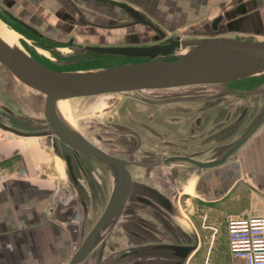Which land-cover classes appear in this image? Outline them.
Returning a JSON list of instances; mask_svg holds the SVG:
<instances>
[{
	"label": "rangeland",
	"instance_id": "1",
	"mask_svg": "<svg viewBox=\"0 0 264 264\" xmlns=\"http://www.w3.org/2000/svg\"><path fill=\"white\" fill-rule=\"evenodd\" d=\"M247 1H249L248 4L246 3L248 8L245 6L247 9L244 8L243 10L242 8L240 11L235 9V5L229 6L228 10H221L218 4L213 3H205L190 9L188 8L189 5H184L185 9L182 10L146 9L141 3H131V5L148 16L167 35H179L181 38L243 35L264 39L263 29L257 25L244 24L243 17L249 16L252 9L250 0H244V3ZM147 2L150 3V0H147ZM60 3L57 0V10L51 12L52 14H48L49 17L43 18L38 13L29 10L30 8L26 9L22 0H0V5L5 7V10L11 15L27 24L31 22L35 27L29 24L30 26L47 37L61 39L68 35H74L77 43L87 44L122 42V33L125 30L90 27L74 11H71L72 18L69 22H62L59 16H56L59 11L65 10ZM234 3L235 0L232 4ZM77 6L85 14H88L86 18L91 20L97 19L99 21L104 20L106 23H114L122 19L120 11L113 10L108 4L89 5L86 1H80ZM231 7H234L235 10H232ZM241 7H244V5H240ZM217 14H222L223 20L218 30H212L208 25ZM242 15L244 16L242 17ZM236 16L240 19L237 20ZM0 21L9 30L16 33L17 40L24 51L34 59H37L35 57L43 59L53 69L86 70L142 60L127 59L115 55L101 59L97 65L77 64V67H69L68 61L54 62L36 51L30 52L28 42L32 43V40L12 25H9L11 24L10 21L9 24L1 18ZM130 29L139 31L142 34L143 43H151V37L153 36L150 33L153 32L149 27L135 25ZM19 34L22 36L20 37ZM181 52H176L169 58H175ZM60 54L65 58H69L72 52L68 48H64L60 51ZM47 55L51 56L48 52ZM0 98L15 108L19 107L18 105H25L23 106L25 114H32L39 121L35 127L47 128L42 114L43 95L19 82L2 65H0ZM247 103L249 107L244 118L237 126H234L235 133L239 135L250 125L264 105V73L220 84H195L73 97L60 101L58 110L63 120L71 125L83 138L112 155L142 162H152L157 158L156 152L187 154L200 150L203 153L195 158L206 161L211 160V157H217L216 155H220L224 149L233 143L230 141L226 146L217 147L215 141H207V128L210 121L217 122L220 125L219 131L223 132L226 129L222 128L225 126V124H222V119L227 109L230 106L234 108L232 117L229 120L231 122ZM194 116H201L202 122L201 127L196 128L194 134H192L189 132V127H194L192 121ZM0 120L12 125L20 122L1 109ZM97 135L111 140L102 142L96 138ZM211 149L216 150V152L207 155V150ZM236 156L237 153L235 157L233 156L227 162L233 161ZM161 163L163 162L161 161ZM220 166L195 169L188 167L183 162H175L148 169L131 166L130 171L134 181L150 183L171 195L179 189L178 185L180 183L177 181V176L180 175L182 182L186 184L185 189L192 181L196 182L204 174L207 173V176H209V174L217 172ZM166 174L173 175L174 188L172 183L168 179L166 180ZM108 182L106 185L96 188L98 193L102 194V203L98 213L103 209V204L110 191ZM169 186L174 190L171 191L172 189ZM133 192H136V190H133ZM250 192L246 187H238L224 195L222 201L214 202L208 200L205 202L190 194L181 193L176 204L179 216L174 217V220H180L183 227H187L183 224L184 220H187L186 214H190L189 216H198L199 214L204 216L207 212L205 219L207 248L202 251L203 247H200L195 252L194 258L186 260L183 264H233L228 252L226 221L231 217L246 216V214L232 213L245 208L249 209L252 206V203H248L246 198L247 195L251 194ZM237 195L238 197H236ZM202 252L203 255H201Z\"/></svg>",
	"mask_w": 264,
	"mask_h": 264
},
{
	"label": "water",
	"instance_id": "2",
	"mask_svg": "<svg viewBox=\"0 0 264 264\" xmlns=\"http://www.w3.org/2000/svg\"><path fill=\"white\" fill-rule=\"evenodd\" d=\"M121 7L130 17L131 22L124 25L144 24L155 34L151 37V43L140 44L137 33L125 37L126 45L81 46V50L92 55L108 54L125 58H140L141 61L123 63L107 67H97L86 70H58L50 68L33 57L26 51L23 53L10 49L0 39V65L9 71L19 82L41 93L44 97L42 114L47 124L43 130L25 131L0 121V130L22 136H49L51 146L56 150L55 142L59 140L66 144L72 152H82L91 155L101 161L108 169L111 176V187L108 199L99 216L79 243H74L73 252L66 264H79L85 256L103 241L106 234L116 224L125 206L126 200L132 189H138L157 201L166 211L172 212L175 217L177 211L178 193L173 200H169L163 193L148 184L134 182L127 169L129 164H137L143 167H154L172 162H183L188 167L195 169H207L217 167L230 160L238 152L241 145L264 122V105L254 122L238 135L232 144L224 149L220 155L207 161L197 160L200 152L187 154H166L158 152L157 158L151 163H143L137 160H126L114 156L101 148L88 142L71 125L66 123L57 111V103L68 98L90 96L109 92H122L141 89L171 88L195 84H220L227 83L243 77L264 73V39L255 36H198L181 38L179 35H167L148 16L136 9L131 4L120 0H98ZM72 8L79 12L78 7L72 3ZM4 12L13 20L20 23L29 31L42 36V34L14 17L8 11ZM69 16L68 12H64ZM218 14L211 21L212 30H217V25L222 19ZM59 18L65 19L60 16ZM117 25L113 27H120ZM109 27V26H102ZM182 51V52H181ZM176 52H181L175 58H169ZM245 104L240 113L230 122L233 114V106H230L223 119V129L238 124L248 110ZM0 109L12 117L21 120H31L32 116L19 115L7 103L0 99ZM195 128L201 127V116L194 119ZM96 138L103 141L97 135ZM68 177L75 187H80V182L73 169V164L68 152H62ZM162 159V160H161ZM181 191V190H179ZM138 202L153 204V201L143 195H136ZM83 211L86 212V203L79 196ZM73 205L69 206L65 214L70 216ZM193 237L192 244H158L147 249H163L165 254L178 257L181 263L191 255L198 246V235L186 220ZM186 228V227H185Z\"/></svg>",
	"mask_w": 264,
	"mask_h": 264
},
{
	"label": "crops",
	"instance_id": "3",
	"mask_svg": "<svg viewBox=\"0 0 264 264\" xmlns=\"http://www.w3.org/2000/svg\"><path fill=\"white\" fill-rule=\"evenodd\" d=\"M120 1L128 4L141 3L146 9L156 10H182L185 9L184 5H189L190 9L205 3H213L218 4L221 10H228L229 6L235 5L237 11L242 8L244 10L249 2L235 0L232 4L234 0L232 2L231 0H150V3L147 0H144L146 2L142 0ZM250 1L251 14L245 18L242 15L244 24L257 25L264 30V0ZM22 2L26 9L30 8L29 10L38 13L43 18L49 17L48 14L56 11L58 6L57 0H22ZM240 5L244 7L240 8ZM231 8L235 10L234 7ZM236 19L240 18L236 16ZM9 106L18 114L25 115L23 107L25 105H18L17 108ZM18 120L20 122L14 124L15 128L25 131L37 129L35 122ZM219 127L220 125L212 120L207 128V141H215L217 147L226 146L239 135L235 133L234 126L223 132L219 131ZM214 152L216 150H207V155H212ZM89 171L90 183L80 181V187L75 189L59 152L51 146L49 136H22L0 131V264H66L73 252L74 243L82 240L81 233L86 234L100 214L98 210L102 197L96 190L100 187V179L93 168ZM177 179L180 183L178 185V190H181L180 194L187 193L205 202L207 200L222 201L224 195L232 189L246 187L251 191L246 198L252 206L232 214H246L241 217L263 216L264 122L241 145L236 158L222 164L217 172L209 176L207 173L204 174L196 182L192 181L185 189L186 184L182 182L180 175ZM80 195L86 203V212L80 204ZM71 205L73 209L71 215L68 216L64 212L65 210L68 212ZM206 214L207 212L204 216L200 214L198 216L186 214L185 216L202 237V251L207 248ZM125 218L126 216L120 222L124 226L127 223ZM127 218L129 223H132L135 218L134 213ZM147 218L153 221L149 216ZM174 221L180 223V220ZM184 221L183 224L187 225L186 220ZM118 225L103 238L108 241L109 253L117 250L118 246H112V241H115L117 237L122 236V243L126 244L128 241L127 236L121 235L122 232L118 231L120 229ZM114 229L117 231L113 232ZM158 237L169 238L164 230L159 232ZM129 241L133 243L132 238ZM79 264L104 263H96L88 253ZM122 264L168 263L160 252H146L140 257L125 258Z\"/></svg>",
	"mask_w": 264,
	"mask_h": 264
},
{
	"label": "flooded vegetation",
	"instance_id": "4",
	"mask_svg": "<svg viewBox=\"0 0 264 264\" xmlns=\"http://www.w3.org/2000/svg\"><path fill=\"white\" fill-rule=\"evenodd\" d=\"M78 1L79 2L80 1L81 2L86 1L87 3H89V5H92V4L96 5V4H101V3L102 4H108L109 6L112 7L113 10L117 9L116 10L117 12L120 11L122 19L120 21L114 22V23H106V21H104V20L99 21L97 19L91 20L89 18H86L88 14H85L77 6V3H79V2H76L75 0H58V2H61L60 5H63V7L65 8V10H61L58 13L59 17L62 16L65 18V19L60 18V20L62 22H65V23L69 22L70 19L72 18L71 11H74L81 18H83L84 21L86 22V24L90 27L99 28V29H107V30H113V29L125 30L122 33V39H123L122 42L121 43H110V44L95 42V43L87 44V43H77L74 35H68V36L62 37L61 39H58V38L53 39V38L45 36V34L40 36V35H37L31 31H29L27 28H25L20 23L19 20L11 19L4 12L5 7H2L1 5H0V18L3 19L8 24L10 21L11 24H9V25H12L19 32H21L23 35L29 37L32 40V43L28 42L30 45V48H29L30 52L36 51L38 54H41L44 57H46V58H48L54 62L68 61L69 67H74V66L77 67V64H95V65H97V64H99L101 59L107 58L109 56H115V55H108V54H99V55L94 56L90 52L82 51L81 46H85V45H93V46L126 45L128 43L125 41L126 40L125 37L132 34V33H137L139 39H142V34L139 31H134V30H131L130 28L132 26H135V25H144V24L124 25V24L131 22L132 19L121 7L116 6L114 4H111V3L101 2L98 0H78ZM72 3H74L78 7L79 12H76L72 8V6H71ZM64 12H68L69 16L64 14ZM212 19H211V21H212ZM222 20H223V17L217 25V30H218L219 25L222 22ZM211 21L209 22V25H208L210 27V29H212L211 28ZM12 23H14V24H12ZM29 24L35 27V25H33L32 23H29ZM117 25H124V26L113 27V26H117ZM102 26H109V27H102ZM41 34H43V33H41ZM19 35H20V37L22 36L21 34H19ZM150 35L154 36L155 34L150 33ZM140 44H146V43L141 42ZM39 48H42V49H39ZM64 48H66V49L68 48L69 51L72 52V54L69 56V58H65V57L61 56L60 51H62V49H64ZM47 52L49 54H51V56H48ZM34 57H35V55H34ZM35 58H37L36 60L39 61L40 63H42L48 67L51 66V65H48L45 61H43V59H39V57H35ZM123 58H125V57H123ZM127 59H129V58H127ZM133 59H140V58H133ZM25 115L33 117L31 120H26V121L35 122V123L39 122L38 119L36 117H34L32 114H25ZM195 117L196 116H194L193 120H192L193 126H194ZM13 118L18 119L16 117H13ZM201 122H202V120H201ZM5 124L16 127V125H14V124L12 125L11 123H5ZM45 128L46 127L39 126V127H37L36 130H43ZM190 129H191V127H189V132L194 134L196 128L193 132H191ZM99 136L102 138L103 141H110L111 140V139H104L101 135H99ZM56 143H57V146H56ZM55 147H56L55 151L59 152V154L62 158V161H63L62 152H68L70 154V159H71V162L73 164V169H74V172H75L79 182L82 181V182L90 183L89 182V177H90V175H89L90 171L89 170H90V168H93L94 171L98 174V178L100 179L99 186H104V185H106L107 181H109L108 184H110V187H111L110 173H109L108 169L106 168V166L101 161H99L95 157L88 155L86 153L72 152L66 144H64L63 142H61L59 140H56ZM193 152H200V155L203 153L200 150H196ZM107 153H109V152H107ZM157 153L158 152H156V154ZM114 156H116V155H114ZM121 158H124V157H121ZM124 159L132 160V159H127V158H124ZM155 160H156V158L154 159V161ZM63 163H64V161H63ZM146 163H148V162H146ZM162 164L163 163H161L157 166H154V167H158ZM64 165H65V163H64ZM131 166H136V165H130V166L127 165V169L129 170L131 178L133 180V175L130 171ZM137 167H140L143 169H148V167H143V166H139V165ZM65 168H66V166H65ZM149 168H152V167H149ZM162 178L164 179L163 175H162ZM165 178H166V180L168 179V181L170 183H172V187H173L174 186L173 182H172L173 175H167L166 174ZM134 182H136V181H134ZM137 183H144V184H148L152 187H155L157 190H159L161 193H163L166 197H168L170 201L174 199V195L176 193L179 194L178 199L181 196V194L179 193V190H176L173 192V194L169 195L168 193L164 192L161 188L154 186L150 183L143 182V181H137ZM169 187L172 189L171 191L174 190L173 189L174 187L173 188L171 186H169ZM133 190H136V192H133ZM138 194L147 197L148 199L153 201V204L149 205L146 203L138 202L135 199V196ZM108 196H109V194H108ZM108 196L106 198V201L108 199ZM106 201H105V203H106ZM105 203H104V205H105ZM104 205H103V207H104ZM86 208H87V206H86ZM131 213H134L135 218L133 219L132 223H129V219L127 218V216H129ZM125 216H126L125 219H126L127 223L124 226L120 222L124 219ZM147 216L152 218L153 221L150 220L149 218H147ZM174 217L175 216L172 215V212L166 211L157 201L153 200L152 198H150L149 196L144 194L142 191H139L138 189L133 188L130 195L128 196V198L126 200V203H125V206L123 208L121 215L119 216L115 226L112 227V228H115L119 224L118 226H120V229H118V231L120 230L122 232V233L120 232L121 235L124 234L125 236H127V238H128L127 243L125 244V242H123L124 243V246H123L122 236L117 237L115 241H112V246H118V248H117V250H113L109 253L107 250L108 241H107V239H105L101 243H99L92 251L89 252L90 257L96 263L99 262V263H104V264H122L125 258L129 259L132 256L140 257L143 254H145L146 252H157V253L160 252L161 255L163 256L164 260L167 261L168 264H183L186 260L194 258L195 252H197V250H199L203 244L202 237H200V235L197 233L196 230L195 231L198 234V246L194 250V252L191 255H189L187 257V259H185L181 263H176L179 260L178 257H176L174 255L165 254L163 249H147V247L158 245V244H164V243H167V244H192L193 243V237H192L190 228H188V227L185 228L180 223H178L177 221H174ZM161 230L166 231L167 236L169 238H164V239L159 238L158 235H159V232ZM116 231L117 230H115V229L113 230V232H116ZM81 235H82L81 236L82 238L85 236V234L83 232L81 233ZM131 238L133 239V243H131V241H129V240H131Z\"/></svg>",
	"mask_w": 264,
	"mask_h": 264
},
{
	"label": "built area",
	"instance_id": "5",
	"mask_svg": "<svg viewBox=\"0 0 264 264\" xmlns=\"http://www.w3.org/2000/svg\"><path fill=\"white\" fill-rule=\"evenodd\" d=\"M226 235L233 264H264V215L229 218Z\"/></svg>",
	"mask_w": 264,
	"mask_h": 264
},
{
	"label": "bare ground",
	"instance_id": "6",
	"mask_svg": "<svg viewBox=\"0 0 264 264\" xmlns=\"http://www.w3.org/2000/svg\"><path fill=\"white\" fill-rule=\"evenodd\" d=\"M0 39L5 43V45H7L10 49H13V50H15V51H17V52H20V53H23V49H22V47L20 46V44H19V42H18V40H17V35H16V33L15 32H13V31H11V30H9L5 25H4V23L3 22H1L0 21ZM58 104H59V102L57 103V111H58V113H59V115H60V112H59V110H58ZM263 107V106H262ZM260 112V111H259ZM259 114V113H258ZM20 115V114H19ZM61 116V115H60ZM258 116V115H257ZM256 116V117H257ZM256 117H255V119H256ZM62 118V117H61ZM63 119V118H62ZM254 119V120H255ZM254 120L250 123V125L254 122ZM249 125V126H250ZM248 126V127H249ZM247 129V128H246ZM245 129V130H246ZM89 142V141H88ZM234 142V141H233ZM91 143V142H90ZM93 144V143H92ZM93 145H95V144H93ZM231 145V144H230ZM96 146V145H95ZM98 147V146H97ZM229 147V146H228ZM100 148V147H99ZM103 150V149H102ZM105 151V150H104ZM106 152V151H105ZM195 158V157H194ZM195 159H197V158H195ZM132 160H135V159H132ZM197 160H199V159H197ZM137 161H139V160H137ZM202 161H205V160H202ZM207 161V160H206ZM142 162V161H141ZM143 163H146V162H143ZM148 163H151V162H148ZM172 163H175V162H172ZM130 165H136V166H138L137 164H130ZM130 165H128V166H130ZM149 168V167H148ZM181 219V218H180ZM182 219H183V217H182Z\"/></svg>",
	"mask_w": 264,
	"mask_h": 264
}]
</instances>
